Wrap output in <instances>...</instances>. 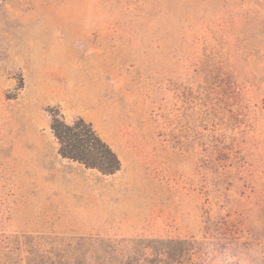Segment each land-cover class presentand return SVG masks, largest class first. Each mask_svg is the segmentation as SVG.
Masks as SVG:
<instances>
[{"label":"rangeland","instance_id":"rangeland-1","mask_svg":"<svg viewBox=\"0 0 264 264\" xmlns=\"http://www.w3.org/2000/svg\"><path fill=\"white\" fill-rule=\"evenodd\" d=\"M55 111L120 168L61 156ZM51 239L264 264V0H0V264Z\"/></svg>","mask_w":264,"mask_h":264},{"label":"trees","instance_id":"trees-1","mask_svg":"<svg viewBox=\"0 0 264 264\" xmlns=\"http://www.w3.org/2000/svg\"><path fill=\"white\" fill-rule=\"evenodd\" d=\"M50 128L59 144L61 156L102 174H112L120 161L112 148L82 117L66 123L58 111L52 115ZM26 244L21 264H143L145 259L131 252H116L109 242L85 239H51Z\"/></svg>","mask_w":264,"mask_h":264}]
</instances>
